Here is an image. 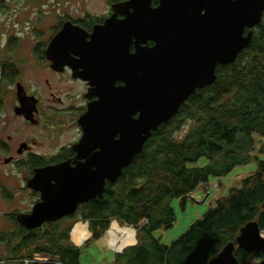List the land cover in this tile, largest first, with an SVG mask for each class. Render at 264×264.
<instances>
[{"label": "trees", "instance_id": "obj_1", "mask_svg": "<svg viewBox=\"0 0 264 264\" xmlns=\"http://www.w3.org/2000/svg\"><path fill=\"white\" fill-rule=\"evenodd\" d=\"M254 32L251 44L234 64L217 67L213 85L198 90L173 119L153 132L142 153L107 187L98 203L99 217L85 219L91 220L96 241L113 220L137 229L135 237L132 228H125L119 248H127L115 254L112 264H207L248 222L259 219L264 231V159L250 155L254 135L264 136V19ZM187 124L186 132L178 136ZM204 158L206 165L195 166ZM254 160L256 172L220 198L180 238L168 246L154 236L157 230L173 227L174 199H180L185 209L188 195L211 176H226ZM70 230L7 233L3 240L8 244L18 240L10 249L14 257L26 252L24 259L42 254L62 264H81L82 248L74 243L80 245L85 232L74 231L72 243ZM251 254L238 253L239 263L249 261Z\"/></svg>", "mask_w": 264, "mask_h": 264}, {"label": "flooded vegetation", "instance_id": "obj_2", "mask_svg": "<svg viewBox=\"0 0 264 264\" xmlns=\"http://www.w3.org/2000/svg\"><path fill=\"white\" fill-rule=\"evenodd\" d=\"M129 2L131 0H108V11L102 16L86 15L78 20L66 17L55 27L54 35L50 28L44 30L42 37H37L36 46L30 48V52L27 50V55L33 56L29 57L30 61H34L35 68L41 72V75L36 73L28 82L23 76L26 75L25 70L29 61L25 57H19L20 51L17 43L20 37H11L8 41L7 47L13 48L14 51L9 55L8 61L0 63V111L3 109L0 115V168L2 166L18 168L25 172V176L22 178L24 186H21V190L17 193L9 187L1 186L0 188L2 199L6 201L16 199L18 194H25V192L29 196L27 206L23 211L8 212L11 213L10 215L6 212V215L11 217V222L17 224L19 232L46 233L55 228L65 232L80 221H85L91 228V220L85 219L92 217L94 221V218L99 217V200L103 198L107 187L113 182L106 180L105 190L100 197L99 180L95 182L94 177L96 173L98 174L99 166L107 164L110 158V148H115L121 140L123 124H115L113 138L104 136L102 139L100 137L94 139L93 136L87 134L86 129L88 128L90 132L91 125L87 118L90 107L109 100V93L106 90H98L100 86L95 78L101 81V76L94 77L91 73L103 75L115 68L118 69L119 65L110 67L112 61L107 53L113 50V47L110 49L112 40L115 42L119 40V53H123L125 46L122 37H96L99 39L98 43H95L90 50L88 60L85 44L88 46V43L93 41L91 35L95 26L103 27L110 18L122 21L127 17L126 12L132 13L134 10ZM148 6L149 1L143 0L142 17L145 20H154L157 24V19L151 16L156 15L153 10L161 6V0H150V7ZM158 18V20L163 19ZM68 21L80 27L86 33L85 37H74L73 42L69 41L71 44L69 43L68 47H64L63 42L61 48L52 50L51 44L54 36ZM248 32L249 30H246L245 35ZM147 36L140 37L142 41L139 44L140 48H152L156 45V42L148 40ZM150 37L160 36L156 33ZM137 41V39L131 41L130 54L136 52ZM25 47L26 45L22 47L21 54L25 53ZM113 85L114 88H121L125 86V82L116 79ZM6 87H8V92L3 91ZM8 104V114L7 110L4 114ZM138 116L139 114H135L133 117L138 118ZM9 124L13 125L12 134L7 133ZM59 166L63 169L43 172L37 178L38 170ZM0 185H2L1 182ZM86 188L88 194L92 193L94 196L85 202L75 204V201L79 199L76 193ZM43 194L48 197L50 206L57 204L68 206L66 208L69 212L63 214L60 220L45 221L37 226L40 215L48 213L46 209L49 206L47 204L43 206ZM58 200L61 202L59 203ZM34 213L38 214L37 221L34 223L35 227L29 228L18 221L19 214ZM256 221L260 223L259 219ZM74 231L89 233L83 225H79ZM230 242L235 244L236 257L238 253L246 252L239 247L236 239ZM260 262L252 263L249 260L244 264H259Z\"/></svg>", "mask_w": 264, "mask_h": 264}, {"label": "water", "instance_id": "obj_3", "mask_svg": "<svg viewBox=\"0 0 264 264\" xmlns=\"http://www.w3.org/2000/svg\"><path fill=\"white\" fill-rule=\"evenodd\" d=\"M148 1L150 7V0ZM142 2L143 0H131L129 3L134 11L126 12L124 20L110 18L103 27L95 26L91 35L93 41L88 46L85 44L88 60L90 50L98 43L99 39L96 37H122L125 46L123 53H119V40H112L110 49L113 47V50L107 53L112 61L110 67L119 65L118 69L103 75L91 73L94 77L101 76V81L95 78L100 86L98 90H106L109 100L91 106L88 121L91 123L92 117L89 115H92L96 106L101 105L98 120L104 127L123 124L121 140L115 148H110V155L114 154L113 165L107 160L111 168L108 175L100 176L99 179L100 197L105 190L106 180L117 182L123 170L142 153L153 132L173 119L198 90L216 82L219 65L226 66L237 61L239 55L251 44L255 28L264 19V0H161V6L153 10L156 15L151 16L157 19L156 24L154 20L142 17ZM158 17L163 19L158 20ZM246 30H249L247 35ZM156 33L160 37H150ZM85 34L80 27L68 21L54 36L51 49L61 48L63 42L64 47H68L71 44L69 41L73 42L74 37H85ZM143 35H148L147 39L154 40L156 45L152 48H140V37ZM133 39L138 40V47L134 54H130L129 46ZM116 79L124 81L125 86L114 88L113 82ZM106 113L112 115V118H104ZM135 114H139L138 118L133 117ZM117 116L122 119L118 120ZM113 130L107 135H92L88 128L86 132L94 139H102L104 136L113 138ZM62 169L59 166L38 170L37 178L43 172ZM92 196L94 195L89 193L85 197H79L75 204L85 202ZM43 198V206H49L46 209L48 213L40 215L37 226L45 221L60 220L63 214L69 212L66 208L68 206H50L45 194ZM262 208L264 210V204ZM35 214H19L17 218L21 224L33 228L39 212ZM236 243L248 253H261L264 256V237L257 221L248 222L240 229ZM124 249L117 253H122ZM234 252L235 244L229 242L208 264H239ZM259 264H264V259Z\"/></svg>", "mask_w": 264, "mask_h": 264}, {"label": "rangeland", "instance_id": "obj_4", "mask_svg": "<svg viewBox=\"0 0 264 264\" xmlns=\"http://www.w3.org/2000/svg\"><path fill=\"white\" fill-rule=\"evenodd\" d=\"M107 1L108 0H0V63L8 61L9 55L14 51L13 48L7 47L10 38L20 37L17 43L20 51L19 57H25L29 61L25 70L26 75L23 76L24 80L28 82L36 73L41 75V72L35 68L34 61H30L29 59V57L33 56L27 55V50L30 52V48L36 46L37 37H42L41 34L43 31L49 28L52 35H54L56 32L55 27L66 17L78 20V18L86 15L91 17L104 15L108 11ZM25 45V53L21 54V49H23L22 47ZM5 90L8 92V87L3 89V91ZM8 108L9 104L5 107L4 114L6 110L8 114ZM1 111H3V109H1ZM189 125L190 124H187L185 128L183 127L184 129L182 128L179 130L178 136L183 135ZM7 127L9 128L7 133L12 134L13 125L9 124ZM262 149L264 150V136L255 134L254 149L250 152L251 157L264 159V153H261ZM207 163V159L204 158L195 166H204ZM257 168L258 164L254 160L249 164L236 166L235 169L226 176L218 178L211 176L207 184H201L193 193L188 195L185 209H182L180 199H174L171 202L176 214V221L173 227L170 229L162 228L157 230L154 236L160 239L162 244L169 246L174 240L186 233L191 225L201 219L208 210L216 207V203L220 198L228 196L232 188H240L243 180L254 174ZM24 176L25 172L18 168L2 166L0 168V182L2 183L0 187H9L12 191L17 193L21 190L20 187L24 186V184H22V178ZM18 195L16 199L13 198L11 201H6V199H2L3 196L0 188V264H24L23 262L26 260L24 259L26 252H22V254L14 257V255H12L13 252L10 251V249L14 250V247L18 244L17 239L10 244L3 240L7 233H20L17 224L15 222L13 223V221L11 222V217L6 215L8 212H14V210L21 212L26 208L29 197L27 196L28 194L25 192V194ZM10 214L11 213H8V215ZM79 225H84L89 233L85 232L81 244L76 245L73 242L72 235L75 228ZM114 226L117 228L115 232H113ZM124 228H132L135 231V235H137V229L135 227L124 225L117 220L111 221L109 229L98 241L92 240V233L85 221H80L73 226L70 230V241L74 243L75 246L82 248L80 257L81 264H112L116 251H120L119 243L125 236ZM11 238L12 235H10V239ZM86 239L88 240L85 241ZM28 259L37 264H57V259L55 257H47L42 254H35L33 258L31 257ZM261 260V253H254L250 256V261L252 263H258Z\"/></svg>", "mask_w": 264, "mask_h": 264}, {"label": "bare ground", "instance_id": "obj_5", "mask_svg": "<svg viewBox=\"0 0 264 264\" xmlns=\"http://www.w3.org/2000/svg\"><path fill=\"white\" fill-rule=\"evenodd\" d=\"M100 109H101V106L100 107H99V105L96 106V108L94 109V112L91 115L92 118H91L90 131H91L92 135H96L97 133H102L104 135H107L113 129H115V125H111V127L110 126L109 127L108 126L104 127V124L102 122H100V120H98V118L101 116L100 115ZM103 117L104 118H109V117L112 118V115L106 113V114L103 115ZM117 119L121 120L122 117L121 116H119V117L117 116ZM102 125H103V127H102ZM109 153H110V151H109ZM113 160H114V154L112 153L110 155V158H108V161H111V164L113 165ZM109 163L110 162H107L106 165H100L99 166L98 174L96 173V175L94 177L95 182L101 178L100 176L108 175V170L111 168V165H109ZM54 177H57V176H54ZM57 182L63 183L62 181H57ZM87 194H88L87 188L84 191H80V192L76 193V195L79 196V197H85Z\"/></svg>", "mask_w": 264, "mask_h": 264}, {"label": "built area", "instance_id": "obj_6", "mask_svg": "<svg viewBox=\"0 0 264 264\" xmlns=\"http://www.w3.org/2000/svg\"><path fill=\"white\" fill-rule=\"evenodd\" d=\"M262 233V236H264V231L261 232ZM26 260H24V264H36L34 261L28 259V258H25ZM57 264H62V263H59L57 262Z\"/></svg>", "mask_w": 264, "mask_h": 264}, {"label": "crops", "instance_id": "obj_7", "mask_svg": "<svg viewBox=\"0 0 264 264\" xmlns=\"http://www.w3.org/2000/svg\"><path fill=\"white\" fill-rule=\"evenodd\" d=\"M125 229V228H124ZM90 235H91V233H90ZM136 236V235H135ZM89 239V238H88ZM88 239H86L85 241H87ZM84 241V242H85ZM136 243H137V239H136ZM136 245V244H135ZM116 251V250H115ZM115 254H117V251H116V253Z\"/></svg>", "mask_w": 264, "mask_h": 264}]
</instances>
